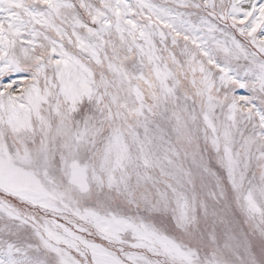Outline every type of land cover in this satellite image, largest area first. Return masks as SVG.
<instances>
[{"label": "snow or ice", "instance_id": "snow-or-ice-1", "mask_svg": "<svg viewBox=\"0 0 264 264\" xmlns=\"http://www.w3.org/2000/svg\"><path fill=\"white\" fill-rule=\"evenodd\" d=\"M0 264H264V0H0Z\"/></svg>", "mask_w": 264, "mask_h": 264}]
</instances>
